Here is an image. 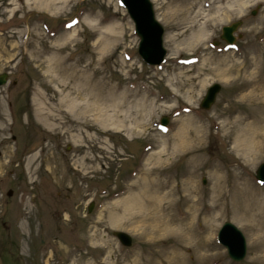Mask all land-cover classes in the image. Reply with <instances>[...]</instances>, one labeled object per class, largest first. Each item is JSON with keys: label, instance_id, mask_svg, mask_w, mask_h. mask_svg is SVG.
<instances>
[{"label": "rangeland", "instance_id": "obj_1", "mask_svg": "<svg viewBox=\"0 0 264 264\" xmlns=\"http://www.w3.org/2000/svg\"><path fill=\"white\" fill-rule=\"evenodd\" d=\"M151 1L168 52L158 67L140 58L120 0H61L57 10L0 0V74L9 72L0 87V264H264L262 239L250 231L264 227V184L256 179L264 150L255 160L240 155L232 125L263 108L244 95L250 81L264 77V0H244V12L210 28L198 45L190 31L182 34L189 24L182 11L195 0ZM238 20L243 24L230 47L220 39L222 28ZM217 65L224 77L208 72ZM199 72L203 90L187 80ZM85 79L103 81V90L72 93L75 108L67 95ZM216 83L222 86L216 103L201 109ZM145 97L147 116L133 123ZM122 102L126 107L114 110ZM97 105L108 115L127 114L124 124L133 131L117 120L97 121ZM194 121L204 129L202 140L184 147L174 134ZM154 179L173 190V214L194 227L191 243L178 232L152 231L141 201ZM192 185L200 188L196 197L187 191ZM226 221L246 237L242 262L218 242ZM209 224L216 229L212 243L199 247L197 234ZM114 231L129 234L133 246L121 245Z\"/></svg>", "mask_w": 264, "mask_h": 264}, {"label": "bare ground", "instance_id": "obj_2", "mask_svg": "<svg viewBox=\"0 0 264 264\" xmlns=\"http://www.w3.org/2000/svg\"><path fill=\"white\" fill-rule=\"evenodd\" d=\"M28 2H32L34 5H40L41 7H44L46 9H52L57 10L60 9V1L61 0H26ZM72 0H62L61 4H66L67 2L70 3ZM195 0V2H190L189 4H185L184 10L182 11L181 15L186 16L185 20L186 23H189L185 27V31L182 32V34L187 33L190 31V42L192 44L198 45L201 43H204L205 40L208 38V30L212 28L213 26L225 21L227 18H229L231 15L239 12H244L246 8V3L244 0ZM40 7V6H39ZM168 19L167 17H165ZM108 31V30H107ZM110 34H112V31L110 30ZM111 37L109 34H105L104 38L107 39ZM174 35L168 34L166 41L171 42L174 40ZM194 45V46H195ZM201 64V62L199 63ZM198 64V65H199ZM196 66V64L192 65V68ZM220 65H217L214 67H209L208 72H211L212 75L217 77H224L227 74V71H220ZM64 69L69 70L68 67H65ZM67 73L68 71L65 70ZM67 76L69 80L72 79V81L76 78L75 74L67 73ZM201 78V73L199 72L197 76H194L192 78L188 77L187 80L189 81L188 84H194L197 87L198 84H202V80L200 79L198 82L197 80ZM177 79V78H176ZM86 83L84 86V83L80 84L79 88H77L75 85H73V91L69 92L67 95L69 101L72 103V105L76 108L77 107V100L74 98H71L70 96L74 92H80L81 95L82 90L87 92L89 90H96L97 92H102L103 90V81L99 80L98 82L93 85V83L90 80L85 79ZM206 82V81H205ZM201 85V89L203 90L204 84ZM92 86L94 88H92ZM193 86V85H192ZM247 91L248 94L244 95L245 98H250L251 100L258 101V105L263 106V108L260 109V114H255L251 116H246L243 119L232 122V125L234 129L236 128L238 133V140L237 144L235 146V150L240 154L244 156H249L248 160H255L258 158L259 153L264 150V104H261L264 102V77L258 76L257 79H254L250 81L247 84ZM131 95L130 92L127 90L124 92V97L126 99V96ZM149 99L144 98L141 100L143 104L140 105V109L136 110L134 113V117L132 122L139 120L141 117L142 119L145 118L147 115V112L145 111L147 109H150L148 107L150 104L147 102ZM140 101V100H139ZM151 101V100H149ZM134 102V101H133ZM132 102V103H133ZM127 102H122L121 104H118L117 107L114 105V110H121L126 107ZM84 109L87 111H92V107L89 104H83ZM127 106H130L128 103ZM82 108V105H81ZM91 108V109H90ZM93 108L96 110V114L94 116L96 117L97 121H106L110 123H117L123 126L127 127L129 129L128 131H133V127H130L129 125H125V121H130L128 119V115L126 114L124 117H118L113 115H108L104 108H101V106H93ZM126 112V110H123ZM152 112H149L148 117H151ZM131 118V116H130ZM41 121L43 119H40ZM117 120V121H115ZM238 123V124H237ZM46 125H48L45 122ZM131 124V123H129ZM239 125V127H238ZM182 129V128H180ZM179 131L174 134V137L176 138V141L183 145L184 147H190L193 144L196 145L197 143L201 142L202 136H203V127L198 125L195 121L191 122L187 126H184L183 131L181 134ZM177 135L178 138H177ZM170 136V134H169ZM183 147V148H184ZM195 148V147H193ZM253 162V161H252ZM193 179V178H192ZM166 183L160 179H154L151 182V185H147L145 187V193L147 196H143L141 203L144 206L143 214L146 216L147 220L152 221L153 223L149 222L151 224L152 231L158 232V233H167V232H178L184 239L185 243H191L192 237H195V233L193 231V226L191 224L188 225L186 221L175 214H173V202L171 200V197L173 196V190L170 188L169 191H166ZM187 191L190 192L192 197H196L200 193V188L198 185H192L191 187H187ZM242 191V190H240ZM175 225H177L175 227ZM208 231H203L198 236H211L209 239H203L199 237V240L197 241V244L199 247L205 248L209 243H212L211 237L214 235L216 229L215 226L212 224ZM174 229V230H173ZM178 230V231H176ZM251 231V237L255 238L258 237L262 239L260 242L263 245L261 249H259L261 255L264 258V227L261 229H258L256 232ZM150 264H153L154 262H149Z\"/></svg>", "mask_w": 264, "mask_h": 264}, {"label": "water", "instance_id": "obj_3", "mask_svg": "<svg viewBox=\"0 0 264 264\" xmlns=\"http://www.w3.org/2000/svg\"><path fill=\"white\" fill-rule=\"evenodd\" d=\"M127 8L130 17L135 23L137 35L140 37L139 53L149 65L161 64L166 56L164 48L163 26L155 17L154 7L150 0H122ZM242 24L241 21L234 23L232 26L223 28L222 39L227 42H234L233 32ZM6 82V75L0 76V85ZM221 86L215 84L208 89L207 95L202 102L201 107L210 109L216 101L217 94L220 92ZM167 119L163 123H167ZM258 178L264 181V164L258 170ZM11 194V192H10ZM124 245L130 246L132 239L124 232L114 233ZM220 241L230 252L232 259L241 261L246 256V240L240 230L230 222L225 223L220 233Z\"/></svg>", "mask_w": 264, "mask_h": 264}, {"label": "flooded vegetation", "instance_id": "obj_4", "mask_svg": "<svg viewBox=\"0 0 264 264\" xmlns=\"http://www.w3.org/2000/svg\"><path fill=\"white\" fill-rule=\"evenodd\" d=\"M1 147V146H0Z\"/></svg>", "mask_w": 264, "mask_h": 264}]
</instances>
